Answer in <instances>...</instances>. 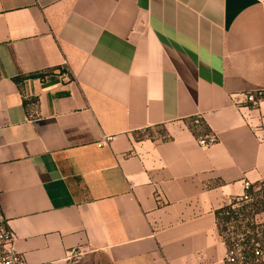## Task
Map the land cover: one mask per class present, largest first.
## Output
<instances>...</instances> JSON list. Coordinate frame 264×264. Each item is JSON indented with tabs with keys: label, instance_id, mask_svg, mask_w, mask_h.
I'll list each match as a JSON object with an SVG mask.
<instances>
[{
	"label": "crops",
	"instance_id": "obj_1",
	"mask_svg": "<svg viewBox=\"0 0 264 264\" xmlns=\"http://www.w3.org/2000/svg\"><path fill=\"white\" fill-rule=\"evenodd\" d=\"M261 92L260 0H0V219L15 251L226 264L217 214L264 185V115L240 99Z\"/></svg>",
	"mask_w": 264,
	"mask_h": 264
},
{
	"label": "built area",
	"instance_id": "obj_2",
	"mask_svg": "<svg viewBox=\"0 0 264 264\" xmlns=\"http://www.w3.org/2000/svg\"><path fill=\"white\" fill-rule=\"evenodd\" d=\"M264 4V0H260ZM193 129L199 131L202 125L200 117H196L193 121ZM197 143L200 147L207 148L217 143V139L213 134L201 135L197 138ZM245 194L240 199L246 203H253L254 197L250 194L260 193L261 187L254 188L249 182L244 183ZM258 198V197H256ZM238 205L232 206V210H236ZM258 216V215H257ZM256 216V218H257ZM257 222V220H256ZM258 223V222H257ZM260 224V223H258ZM259 226L263 227L262 224ZM259 235V233H258ZM243 238L236 236L230 239L225 255L226 264H261L264 262V242L256 241L248 247L242 244ZM14 235L6 227L5 223L0 219V264H27L23 255L16 252L13 246Z\"/></svg>",
	"mask_w": 264,
	"mask_h": 264
},
{
	"label": "rangeland",
	"instance_id": "obj_3",
	"mask_svg": "<svg viewBox=\"0 0 264 264\" xmlns=\"http://www.w3.org/2000/svg\"><path fill=\"white\" fill-rule=\"evenodd\" d=\"M240 99H241V104L245 108L249 109L251 112H254L256 114L262 111L264 115V93L246 95ZM157 132L161 133V129H157ZM256 201H258V203H262L264 201V198L263 197L254 198L253 203H256ZM250 205L251 204L248 205L246 204V208L244 207V205L241 206L238 205L236 207V210L239 209L242 213H244V216L248 217V219L243 218L242 216L240 217L239 222H232V232L235 235L242 237L244 240H246L249 237L248 239L249 241H245L246 243H249V245L253 244L256 241L264 242V227L259 226L260 224L256 222L257 219L254 216L259 206L253 207ZM249 218H253V221ZM62 264H111V262L107 256L98 255L86 259L73 258L72 260L64 262Z\"/></svg>",
	"mask_w": 264,
	"mask_h": 264
},
{
	"label": "trees",
	"instance_id": "obj_4",
	"mask_svg": "<svg viewBox=\"0 0 264 264\" xmlns=\"http://www.w3.org/2000/svg\"><path fill=\"white\" fill-rule=\"evenodd\" d=\"M261 93H264V92H261ZM255 94H257V93H255ZM250 95H253V94H250ZM258 187H261L260 193H253V191L251 190L250 194L254 198H256V197H258V198L263 197L264 198V185L261 184ZM254 188H257V187H254ZM246 204L247 205L251 204L250 206H253V207H256V206L260 207V208L259 207L257 208L256 213L254 214L255 217L264 212V201L262 203H258V201H256V203H246L243 199H235L232 201V203L229 206L223 208L217 214L219 231H220V234H221L224 242L226 243L227 247L229 245L230 239L238 236L232 232V222H239L240 217H242V216H243V218L248 219V217L244 216V213H242L239 209L238 210H232V206L244 205V207L246 208ZM249 219H251L253 221V218H249ZM252 224H254V223H252ZM263 227H264V225H263ZM248 239H249V237L246 240L243 239L242 244L246 245V247L249 248V246H250L249 243L245 242V241H249ZM261 264H264V262Z\"/></svg>",
	"mask_w": 264,
	"mask_h": 264
}]
</instances>
